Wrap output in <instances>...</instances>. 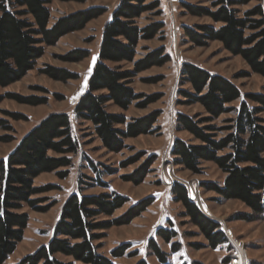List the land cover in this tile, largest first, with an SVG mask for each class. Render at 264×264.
Instances as JSON below:
<instances>
[{
	"label": "trees",
	"instance_id": "obj_1",
	"mask_svg": "<svg viewBox=\"0 0 264 264\" xmlns=\"http://www.w3.org/2000/svg\"><path fill=\"white\" fill-rule=\"evenodd\" d=\"M147 1L122 0L113 13L104 29L99 60L90 77L88 92L76 107L77 118L94 126L95 135L111 153L125 150L126 139L152 133L160 117L157 113L127 123L124 116L110 114L106 108L112 102L128 110L137 97L129 87V81L141 72L172 61V56L162 47L134 63L140 41L156 38L158 34L164 33L166 27L164 22L145 29L135 24V20L144 13L161 9V0L149 6L145 5ZM210 1L215 11L183 6L192 15L208 16L221 27H184L186 36L198 46H204L208 41L220 42L226 51L241 57L255 74L264 77V0ZM252 2H257L258 6L241 18L236 8ZM47 5L46 0H0V87L14 84L34 70L37 60L45 54V46H55L63 37L83 30L89 22L106 13L103 8H91L64 17L49 28L51 17ZM159 15H162V11ZM247 31L251 34L247 35ZM88 56V51L79 50L72 52L67 59L81 62ZM123 62L134 63V70L122 71L121 68L108 65ZM47 74L61 81L75 79V76L55 69H50ZM181 76L184 83L191 85L195 95L185 92L180 94L185 98H193L194 103L204 108L208 117H198L196 120L184 114L177 116L178 127L190 133L200 144L193 145L175 139L170 150L174 164L201 174L202 163L213 162L226 174V179L223 187L210 185L207 186L208 190L215 191L225 200L239 201L251 211L250 214L241 215L239 221L252 223L264 219V119L261 118L264 114V95L243 96L230 80L192 64H182ZM4 99L0 96V104ZM18 101L32 106L41 105L36 99ZM237 101H241L239 107H231ZM229 113H233L234 118L226 122L229 124L226 128L218 129L209 125ZM121 126L126 128L121 129ZM2 127L3 122L0 120ZM220 130L227 134L217 139ZM49 152L59 157H51ZM78 152L79 143L73 134L70 116L53 114L33 129L15 151L0 161V264H5L24 240L30 219L28 214L19 211L24 204L35 208L37 201L31 198L48 191L35 188L34 180L42 174L70 168L71 157ZM157 159V155H150L145 164L125 180L141 185ZM90 165L98 177L92 181L107 187L101 182L102 174L98 167L93 161H90ZM68 173L59 172L58 176L65 179ZM172 194L175 201L184 207L185 217L201 230L213 249L227 242L219 223L200 211L189 199L185 186L175 184ZM153 202V198L137 202L120 219L97 226L91 222L92 219L102 214L113 215L128 204L129 199L116 193L99 196L73 194L66 202L48 244L18 264H66L57 258L58 255L70 258L71 262L67 264H114L111 258L98 252L99 246L94 245L102 239L96 231L129 225ZM160 235L167 243L174 238L169 230L161 231ZM127 249L124 246L113 250L112 256L122 258ZM152 249L165 262L166 256L157 244L152 243ZM138 264L147 263L141 261Z\"/></svg>",
	"mask_w": 264,
	"mask_h": 264
},
{
	"label": "rangeland",
	"instance_id": "obj_2",
	"mask_svg": "<svg viewBox=\"0 0 264 264\" xmlns=\"http://www.w3.org/2000/svg\"><path fill=\"white\" fill-rule=\"evenodd\" d=\"M46 1L51 17L49 28L64 17L91 8H103L106 13L89 22L83 30L63 37L55 46H45V54L37 60L34 70L22 80L6 88L0 87V96L5 98L0 104V120L3 122V127L0 128V161L15 151L33 129L53 114L70 116L73 134L79 143V152L71 157L70 168L45 173L34 180L35 188L48 191L31 198L37 201L35 208L24 204L19 211L28 214L30 222L24 240L19 243L11 263H17L25 256L35 253L42 245L48 244L62 210L73 194L99 196L116 193L128 198L129 203L111 216L105 214L96 216L91 220L92 223L97 226L113 223L124 216L133 204L150 198H153L154 202L129 225L96 231L102 239L96 241L94 245L99 246L98 252L111 258L114 264H138L141 261L147 264H237L238 250L234 242L240 243L245 249L249 264H264V219L252 223L239 221L241 215L250 214L251 211L239 201L225 200L215 191L208 190L210 185L223 187L226 174L213 162H203L202 173L195 174L182 166H176L170 156L175 139H182L193 145L200 144L190 133L178 127L177 116L184 114L196 120L198 117L199 119L208 117L204 108L194 103L193 98H185L180 94L185 92L195 95L191 85L184 83L181 76L182 64H192L230 80L241 90L243 96L264 95V77L255 74L241 57H235L226 51L218 41H208L204 46H198L186 36L184 27L193 29L198 26L215 29L221 27L208 16L192 15L183 6L185 4L196 10L199 8L215 11L212 2L161 0V9L146 12L135 20L140 29L158 22H164L166 27L164 33L158 34L156 38L140 41L136 48L134 63L162 47H165L166 52L172 56V61L141 72L129 81V87L137 97L128 110H123L112 102L106 105L108 113L124 116L127 123L160 114L152 133L126 139L125 150L111 153L95 135L94 126L77 118L76 107L88 92L90 77L99 60L106 24L122 0ZM156 1L148 0L145 5L149 6ZM256 6L258 3L252 2L236 9L240 12L239 16L244 18L245 13ZM160 11L162 15H159ZM246 34L250 35L251 32L247 31ZM79 50L88 51L89 56L81 62L68 61L69 55ZM134 63L108 65L121 68L122 71H133ZM50 69L64 71L75 76V79L58 80L47 74ZM19 99H36L41 105L22 104ZM240 103L241 101H237L231 107H239ZM232 118L233 113L224 114L209 125L218 129L226 128L229 126L226 122ZM261 118L264 119V114ZM120 128L125 129L126 126ZM226 134L227 132L220 130L217 139L223 138ZM154 154L158 159L141 185L125 180ZM49 156L59 157L54 152H49ZM90 161L98 167L102 174L101 182L107 187L92 181L98 177ZM66 171L69 175L61 179L58 173ZM175 184L185 186L189 199L200 211L207 218L219 223L227 242L216 249L210 246L201 230L185 217L182 204L175 201L172 194ZM190 184H193L191 186L194 189H198V196L192 192ZM202 205L207 207L211 215L203 212ZM164 230H169L174 236L169 243L160 235ZM152 243L157 244L160 251L165 254V262L156 255ZM124 246L128 248L124 257L114 258L113 250ZM57 258L66 264L71 262L70 258L61 255Z\"/></svg>",
	"mask_w": 264,
	"mask_h": 264
},
{
	"label": "bare ground",
	"instance_id": "obj_3",
	"mask_svg": "<svg viewBox=\"0 0 264 264\" xmlns=\"http://www.w3.org/2000/svg\"><path fill=\"white\" fill-rule=\"evenodd\" d=\"M168 169V168H167ZM167 174V173H166ZM171 174V173H170ZM168 176V175H167ZM171 177V176H170ZM174 178V177H173ZM168 179H169V177H168ZM193 186V184H190V188H191V190H192V192H194L195 193V195L196 196H198V189L197 188H193L192 186ZM198 199V198H197ZM203 207H202V210H203V212L205 213V214H207V215H211L210 214V212H209V210L207 209V207L206 206H204V205H202ZM234 244H235V246H236V248H237V250H238V263L237 264H249V262H248V258H247V252L245 251V249L240 245V243H238V242H234Z\"/></svg>",
	"mask_w": 264,
	"mask_h": 264
},
{
	"label": "crops",
	"instance_id": "obj_4",
	"mask_svg": "<svg viewBox=\"0 0 264 264\" xmlns=\"http://www.w3.org/2000/svg\"><path fill=\"white\" fill-rule=\"evenodd\" d=\"M26 232V231H25ZM45 245V244H44ZM43 246V245H42ZM15 255V253L12 255V256H10L9 258H8V260H7V262L5 263V264H9V263H11V261H12V258H13V256ZM30 255V254H29ZM26 257V256H25ZM24 257V258H25ZM22 260V259H21ZM21 260H19L17 263H11V264H18Z\"/></svg>",
	"mask_w": 264,
	"mask_h": 264
}]
</instances>
